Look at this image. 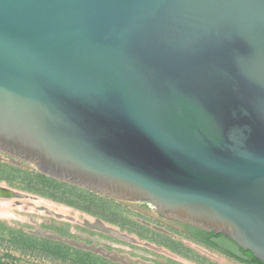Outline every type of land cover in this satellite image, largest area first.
<instances>
[{
	"label": "water",
	"instance_id": "95a60500",
	"mask_svg": "<svg viewBox=\"0 0 264 264\" xmlns=\"http://www.w3.org/2000/svg\"><path fill=\"white\" fill-rule=\"evenodd\" d=\"M0 152L264 264V0H0Z\"/></svg>",
	"mask_w": 264,
	"mask_h": 264
},
{
	"label": "rangeland",
	"instance_id": "374dc122",
	"mask_svg": "<svg viewBox=\"0 0 264 264\" xmlns=\"http://www.w3.org/2000/svg\"><path fill=\"white\" fill-rule=\"evenodd\" d=\"M0 264H243L150 207L59 182L0 152Z\"/></svg>",
	"mask_w": 264,
	"mask_h": 264
},
{
	"label": "trees",
	"instance_id": "16d2710c",
	"mask_svg": "<svg viewBox=\"0 0 264 264\" xmlns=\"http://www.w3.org/2000/svg\"><path fill=\"white\" fill-rule=\"evenodd\" d=\"M186 233L194 240L243 264H263L250 252L243 251L223 235L207 232L189 226H184Z\"/></svg>",
	"mask_w": 264,
	"mask_h": 264
},
{
	"label": "bare ground",
	"instance_id": "6f19581e",
	"mask_svg": "<svg viewBox=\"0 0 264 264\" xmlns=\"http://www.w3.org/2000/svg\"><path fill=\"white\" fill-rule=\"evenodd\" d=\"M7 210H6L5 202L0 201V216L7 217L8 216Z\"/></svg>",
	"mask_w": 264,
	"mask_h": 264
}]
</instances>
